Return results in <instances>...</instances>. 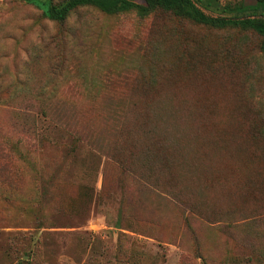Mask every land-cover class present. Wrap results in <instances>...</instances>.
<instances>
[{"label":"rangeland","instance_id":"rangeland-1","mask_svg":"<svg viewBox=\"0 0 264 264\" xmlns=\"http://www.w3.org/2000/svg\"><path fill=\"white\" fill-rule=\"evenodd\" d=\"M260 42L0 0V264H264Z\"/></svg>","mask_w":264,"mask_h":264},{"label":"trees","instance_id":"trees-1","mask_svg":"<svg viewBox=\"0 0 264 264\" xmlns=\"http://www.w3.org/2000/svg\"><path fill=\"white\" fill-rule=\"evenodd\" d=\"M22 1L39 9L46 19L53 22H61L70 11L83 7H93L107 15L134 11L140 17L154 10H162L214 29L249 30L261 37L259 50L264 56V0H254L252 5L238 2L221 6V12L233 15L229 18L208 17L190 0H140L142 3H134L130 0H66L59 6L51 4L45 6L40 2L45 6L44 10L41 9L38 0ZM0 167H6L5 163L0 164Z\"/></svg>","mask_w":264,"mask_h":264}]
</instances>
